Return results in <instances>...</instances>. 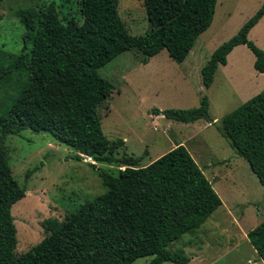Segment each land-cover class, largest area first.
<instances>
[{"label": "trees", "instance_id": "1", "mask_svg": "<svg viewBox=\"0 0 264 264\" xmlns=\"http://www.w3.org/2000/svg\"><path fill=\"white\" fill-rule=\"evenodd\" d=\"M72 2L18 10L26 47L20 54L0 50V86L13 75L25 79L0 108V264H133L146 257L153 258L149 264H189L184 250L172 251L170 246L199 230L223 205L222 199L184 145L147 166H141L144 156H116L125 142L107 139L99 114L114 86L98 71L130 50L140 52L144 64L163 50L184 63L212 26L218 0H144L150 31L141 36L129 33L120 0H76L79 17L69 8ZM263 18L264 4L214 51L202 69L206 89L238 46L253 52L254 67L264 74V51L249 39ZM208 112L205 96L198 108L153 113L195 123ZM222 125L224 137L264 187V91L226 115ZM28 129L49 132L82 156L124 169L117 175L99 169L106 192L62 221L47 220L43 226L48 236L18 253L12 209L26 189L13 175L6 140ZM248 239L264 262V221Z\"/></svg>", "mask_w": 264, "mask_h": 264}, {"label": "rangeland", "instance_id": "2", "mask_svg": "<svg viewBox=\"0 0 264 264\" xmlns=\"http://www.w3.org/2000/svg\"><path fill=\"white\" fill-rule=\"evenodd\" d=\"M72 1L69 8L79 17L78 4ZM47 2L61 5L63 0H0V50L20 54L25 49L26 30L17 11L38 10ZM263 4L264 0H218L212 26L200 35L182 64L167 50L144 64L143 55L130 50L98 71L114 86L99 114L107 139L125 142L116 156H144L141 166H147L184 145L222 199L223 205L199 230L170 246L172 251L184 250L191 258L189 264H264L246 237L264 221V187L224 137L222 125L226 115L264 91V74L256 71L255 55L243 46L237 53L243 57L240 65H236L235 56L229 67H220L210 89L202 81V69L214 51L234 37ZM119 11L133 36L150 31L144 0H120ZM249 39L264 51V18ZM30 48L28 45L26 51ZM22 81L24 77L17 74L2 83L0 108L11 101ZM205 96L209 100L208 118L195 123L176 122L153 113L198 108ZM6 145L13 175L26 189L25 197L12 209L18 253L29 251L48 236L43 226L47 220L62 221L106 192L99 169L115 175L124 169L120 164L87 160L49 132L28 129L10 135ZM152 259L140 258L133 264H149Z\"/></svg>", "mask_w": 264, "mask_h": 264}, {"label": "crops", "instance_id": "3", "mask_svg": "<svg viewBox=\"0 0 264 264\" xmlns=\"http://www.w3.org/2000/svg\"><path fill=\"white\" fill-rule=\"evenodd\" d=\"M261 21H262V20H261ZM261 21H260V22H261ZM259 24H260V23H259ZM259 24H258V25H259ZM258 25H257V26H258ZM257 26H256V27H257ZM256 27H255V28H256ZM240 47H243V46H238V47H236V48L234 49V51H233L232 53H230V55L228 56V63H227V65H226V66H220V67H224V68L229 67V65H230V63H231V61H232V59H234L235 56H236V58H235V59H236V62H235L236 65H240V63H242V58H243L241 55H238V56H237V53H238V52L240 51V49H241ZM220 67H219V69H220ZM246 237H248V234H247ZM251 245H252V244H251ZM253 248H254V247H253ZM253 251L256 252L255 249H254ZM256 253H257V252H256ZM257 255H258V254H257ZM259 259H260V258H259ZM262 262H263V261H262Z\"/></svg>", "mask_w": 264, "mask_h": 264}, {"label": "water", "instance_id": "4", "mask_svg": "<svg viewBox=\"0 0 264 264\" xmlns=\"http://www.w3.org/2000/svg\"><path fill=\"white\" fill-rule=\"evenodd\" d=\"M205 118H208V116H206ZM210 122H211V123H214V121H212V120H211ZM86 159H87V160H90V159H92V158H91V157H87Z\"/></svg>", "mask_w": 264, "mask_h": 264}]
</instances>
